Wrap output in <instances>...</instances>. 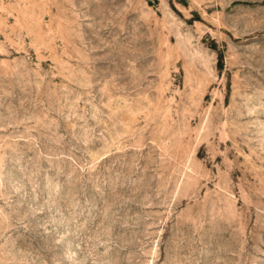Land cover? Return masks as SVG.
Returning a JSON list of instances; mask_svg holds the SVG:
<instances>
[{
    "label": "rangeland",
    "instance_id": "rangeland-1",
    "mask_svg": "<svg viewBox=\"0 0 264 264\" xmlns=\"http://www.w3.org/2000/svg\"><path fill=\"white\" fill-rule=\"evenodd\" d=\"M0 264H264V0H0Z\"/></svg>",
    "mask_w": 264,
    "mask_h": 264
}]
</instances>
